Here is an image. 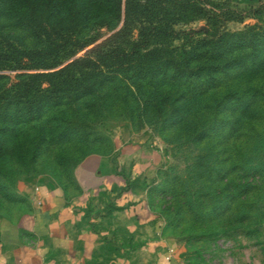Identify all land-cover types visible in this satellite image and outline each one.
Wrapping results in <instances>:
<instances>
[{"label":"rangeland","instance_id":"374dc122","mask_svg":"<svg viewBox=\"0 0 264 264\" xmlns=\"http://www.w3.org/2000/svg\"><path fill=\"white\" fill-rule=\"evenodd\" d=\"M256 5L255 0H209L206 7H229L243 14ZM248 22L252 21L220 18V29L236 31ZM120 27L121 23L113 30L94 26L84 37L89 44L60 66L82 57ZM180 28L207 29L204 20ZM118 33L116 42L129 39L128 28ZM137 33L134 28V37ZM0 34L27 47L37 45L30 31L10 18H0ZM23 71L1 73L10 83ZM225 90L243 94L242 102H230L211 115L208 109L195 108L180 125L169 128L165 115L138 110L151 89L127 96L120 84L77 105L48 107L38 120L17 123L20 136L0 159V219L26 211L38 179L69 180L88 155H106L126 142L144 141L158 160L146 185L149 202L168 232L180 240L185 264H264V72L247 83L236 81L218 89L204 104L218 100ZM162 91L173 97L177 92L169 87ZM246 105L248 111L242 113ZM232 108L237 109L231 112ZM200 131L205 138L192 139Z\"/></svg>","mask_w":264,"mask_h":264},{"label":"trees","instance_id":"16d2710c","mask_svg":"<svg viewBox=\"0 0 264 264\" xmlns=\"http://www.w3.org/2000/svg\"><path fill=\"white\" fill-rule=\"evenodd\" d=\"M255 1L242 14L207 8L209 0H0V18L13 19L37 42L27 47L0 34V159L20 136L17 123L40 119L48 107L77 105L114 84L127 96L151 89L138 110L165 115L168 128L195 108L211 115L230 102L240 104L244 96L233 90L222 91L211 104L204 101L230 83H247L264 72V0ZM220 18L252 22L228 31L220 29ZM197 20L207 29L180 28ZM120 23L118 32L128 28L129 39L116 42L117 32L60 66L89 44L84 37L91 28L113 30ZM21 70L14 82H4L9 77L1 72ZM166 87L176 88L174 97L162 91ZM247 111L248 105L242 113ZM203 132L192 139L203 140Z\"/></svg>","mask_w":264,"mask_h":264},{"label":"crops","instance_id":"0c3cea01","mask_svg":"<svg viewBox=\"0 0 264 264\" xmlns=\"http://www.w3.org/2000/svg\"><path fill=\"white\" fill-rule=\"evenodd\" d=\"M157 164L144 141H132L88 155L69 180L38 179L26 211L0 219V264H185L149 202Z\"/></svg>","mask_w":264,"mask_h":264}]
</instances>
